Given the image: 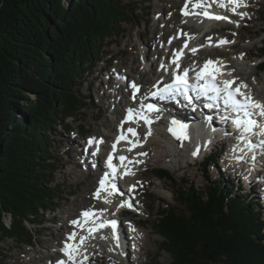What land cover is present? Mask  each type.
Instances as JSON below:
<instances>
[{
	"label": "trees",
	"instance_id": "1",
	"mask_svg": "<svg viewBox=\"0 0 264 264\" xmlns=\"http://www.w3.org/2000/svg\"><path fill=\"white\" fill-rule=\"evenodd\" d=\"M128 19L123 0H0V241L33 239L24 223L57 195L49 182L55 127L75 115L86 64ZM208 160L218 168L216 156ZM233 187L214 181L173 192L175 205L155 224L170 264H264L262 213Z\"/></svg>",
	"mask_w": 264,
	"mask_h": 264
},
{
	"label": "rangeland",
	"instance_id": "2",
	"mask_svg": "<svg viewBox=\"0 0 264 264\" xmlns=\"http://www.w3.org/2000/svg\"><path fill=\"white\" fill-rule=\"evenodd\" d=\"M123 1L129 10L128 21L121 24L118 33L104 40L92 63L86 64V70L83 71L79 81L80 84L74 87L79 98V108L74 116L68 117L64 122L60 120L58 126L55 127L57 128L53 139L55 165L50 168L49 176L52 179L49 181L50 185L57 188V195L52 198L53 204L45 210L40 209L33 222L27 220L24 223L26 228L32 231L33 239L30 243L14 238H3L0 241V264H49L53 259L58 258V252L68 237L72 219L85 208L97 204L93 196L99 175L96 170L86 167L88 163L84 160L85 152L81 147V142L84 143L88 136H104L108 139L107 146L109 147L122 126L127 102H130L133 92V89L129 87L121 90L120 83L122 82H119L118 75H128L129 82L134 79L137 83L144 85L145 91L150 92L156 83L154 80L158 76L155 73L158 71L160 58H162H158V51L161 49L167 56L169 49L167 47L164 49V41L173 43L176 40L175 36L181 34L178 32V25H182L180 21H183V18L180 14L183 12L182 4L185 0ZM247 16V21H244L246 19L243 16L242 21H235L238 29L241 25H245V29L238 30L236 27H228L224 30L222 23L217 25L219 29L213 30L212 34L217 38L228 36L232 39V47H227L222 52H214L213 58L220 55L224 60L233 62L234 66L231 67L230 72H235L240 81H249L246 87L248 90L264 96V71H261L258 65L264 59L260 56L264 45V3L261 0L256 2L254 11L248 12L245 17ZM206 27L209 28L207 25L202 26V28ZM182 28L186 31V28L183 26ZM202 28L197 32L201 31L199 35L203 38L205 29L201 30ZM188 30L192 29L188 28ZM208 40L209 38H204V41ZM183 41L184 35L180 41L174 43L177 45L170 53L171 58ZM249 49L251 55L247 53ZM205 55L207 56L203 51V58ZM151 66L154 70L149 72L147 69ZM146 134L143 132L142 136L147 138ZM161 134L153 133V138H150L151 142L147 141L149 142L148 149H150L148 151L155 153L158 149L153 141L159 140L167 146L169 153L174 155V148L172 149L168 144L167 137ZM227 147L226 145V150ZM224 148L225 146L222 149ZM212 150L214 148H209L206 154L211 155ZM142 152H138L134 157L136 159L144 156L147 158V155ZM182 152L185 155L177 159L169 156L161 161H144L145 165L138 166L140 169L136 170L134 178L131 179L138 181L141 192L145 193L142 196L139 194V197L136 196L137 194L130 195L138 207L131 209L136 210L137 214L132 216L125 213V218H122L120 222L123 224L120 225L124 227V234L128 236L127 232H130L131 228L139 230L134 234L132 243H135L136 248L132 247L133 252L126 255L123 260L121 256L113 252L116 261L109 262L107 257L109 253L103 256L96 252L95 248L94 258L89 260L88 264H170L173 260L172 254L161 247L165 238L158 234L155 224L158 213L163 207L168 204L175 205L173 192H179L183 186L199 187L205 190L214 181H222L224 184L227 182L234 184L233 189L238 194L248 193L243 179L239 177L240 168L238 170L234 166L228 174L223 173V161L221 160L224 158L223 152L219 155L214 153L219 168L212 162L206 161L205 164L207 158H203L205 156H201L200 161H194L190 158L192 153H188L187 149ZM159 168L167 169L172 177L166 176L160 179L155 171ZM248 200L253 201L252 206L258 213H262L264 220V207L259 206L258 201L252 196ZM118 203L116 202L117 205ZM101 207H106V203ZM4 220L5 224L9 225L12 222V216L6 214ZM129 220H136L141 225L134 227L135 224H130L132 225L130 227ZM148 236L152 241L146 245L147 248H138L139 240H141L140 243L144 242ZM148 249L150 254L146 253Z\"/></svg>",
	"mask_w": 264,
	"mask_h": 264
},
{
	"label": "snow or ice",
	"instance_id": "3",
	"mask_svg": "<svg viewBox=\"0 0 264 264\" xmlns=\"http://www.w3.org/2000/svg\"><path fill=\"white\" fill-rule=\"evenodd\" d=\"M234 5V7H231L230 10L234 14L244 16L247 15L246 13L238 12L237 9L240 7H246L247 5L244 3V0H227V2H219L217 3V0H186L185 7L183 9V14L185 16L188 15H194L197 18L199 17H205L208 19H214V20H228L229 18L227 16H220L215 15L208 11L214 4L221 8H227L228 4ZM189 4L192 5L193 9L200 10L203 9V11H190L189 10ZM231 22V21H229ZM210 39V38H209ZM227 41H220V43H226ZM185 47H187V44H185ZM193 52L196 51V49H192ZM182 55V53L177 54L176 60L173 61V63L178 65V59L179 56ZM213 61H208L205 64V68L201 69L200 72L196 74V82L195 83H189L188 80V71L184 70L182 74H177L175 79L168 84H164L163 87H157L154 85V87L157 88L156 91H151L146 95H150L153 97H158L161 100H177L178 97H183L184 100L188 101L189 104H192L193 100H199L201 97H206L208 101H210L206 106L209 108L212 107H218L222 101V104L224 106L225 111L229 112V115L222 116L221 119L229 120L232 118V122L235 125V127L240 130V136L239 139L246 142V147L249 152L253 151L256 147L264 148V123H262L257 117H264V103L256 102L254 101L250 96L245 95L242 91V88H246V84H241L237 86L236 88H233L231 85L234 83V81H224L223 84L219 83L216 79L215 74L212 71H207L208 65L213 64ZM202 82V83H201ZM130 87L133 89L132 98L136 99V93L140 91V88L135 82H132ZM190 93H195V95H190ZM177 102H179L177 100ZM144 105L141 104L140 111H137L136 109H128L129 119L133 117V113H136L137 115H143V109ZM147 109L149 112L152 111H158L155 104H148ZM231 114H235L234 118ZM144 119L147 120V116H143ZM210 119V117L208 118ZM149 124H151V120H147ZM171 124L173 126H177L179 130H175L173 127H170L168 130L177 138V139H184L186 137V130L187 125L182 124L177 120H172ZM128 132H131L133 134L134 130L129 128ZM150 134V133H149ZM253 135H259L262 137L258 141V143H253L251 137ZM123 138V137H122ZM102 143V141H99ZM89 144L97 143L95 138H91L88 142ZM243 151V150H241ZM197 153H193V155H196ZM119 159L123 162L125 160V157H119ZM237 159H244L243 156L237 157ZM253 160H255V156L252 157ZM108 167L111 169V172H106L104 175V178L100 181V188L97 190L96 196L99 197L101 190H108V194L111 196L113 194H118V189L116 188L114 183H109L108 188L106 189V182H109L110 177L114 178L116 176V166L112 163V156L108 157ZM110 189V190H109ZM106 203H111L110 200H106ZM121 207L128 206L132 207L131 203H121ZM103 210H101L102 212ZM85 218L92 216L94 218V213H90L88 211L84 212L82 214ZM74 225H78L79 227H84V224H81L80 221L74 220L72 221ZM85 224L93 223V221L85 220ZM117 227V221L116 220H104L102 222H99L93 227H89L86 230L88 232H96L99 231V229L102 228H110L113 232V238L116 239L117 246L119 245V238L115 235V230ZM135 230V229H134ZM77 234L75 232L69 234V240H73ZM91 238V237H87ZM107 238V237H105ZM86 237L81 236L80 237V245H82L85 242ZM77 244L69 245L67 242L65 243V247L62 249V251L68 256L69 261L72 262V264H82V262H78L75 260V256L78 255V252L76 251L77 248L80 246ZM135 247V245H133ZM84 259H87V257H84ZM57 264H65L64 261H58Z\"/></svg>",
	"mask_w": 264,
	"mask_h": 264
},
{
	"label": "bare ground",
	"instance_id": "4",
	"mask_svg": "<svg viewBox=\"0 0 264 264\" xmlns=\"http://www.w3.org/2000/svg\"><path fill=\"white\" fill-rule=\"evenodd\" d=\"M259 0H244V3L247 5V7H240V8H238L237 9V11L238 12H242V13H248V12H253L254 11V5H255V3L256 2H258ZM261 2H263L264 3V0H261ZM231 7H234V5H232V6H229V7H227L226 8V10H225V12L223 13L222 12V15H225V16H227L229 19H231L233 22H235V21H237V22H239V21H242V19H241V17L242 16H240V15H237V14H234L233 12H231L230 10H228V9H230ZM190 11H194V9H190ZM248 17V16H247ZM247 17L246 18H244V19H246V20H244V21H247ZM254 18V17H253ZM185 23H184V25H183V27L184 28H186V32H185V35L187 34V33H190V34H192V40H193V43H195V45L196 46H198V45H202V44H205V43H207V42H204V40L203 39H200L199 37V35L198 34H196V32H197V30L199 29V28H202V26L203 25H207V26H209L210 27V25H212V24H215V23H213V20H210V21H208V20H205L202 16L201 17H199V18H197L196 16H194V15H188V16H186L185 18ZM219 23V22H218ZM245 25H241L240 27H239V29L238 30H241V29H245ZM188 28H191L192 30H188ZM248 28V27H247ZM246 28V29H247ZM181 29V28H180ZM202 29H204V28H202ZM182 30H183V28H182ZM183 31H185V30H183ZM213 38V37H212ZM220 39H223V37H221ZM218 38L217 39H209V41H214V44H216L217 42H218ZM184 41H186V39L184 40ZM174 42V41H173ZM197 42H200V43H197ZM197 43V44H196ZM173 46H175L174 45V43H172V44H170V47H173ZM232 47V46H231ZM234 47V46H233ZM217 50H220V47H218L217 45H215V46H213V47H211V48H208L207 50H205L204 51V54H207V56L206 57H204L203 58V51L202 52H199V53H197L196 54V57H195V59H198V61H199V63L201 64V61L203 62V61H205V60H207V59H214V60H219V62L221 63V67H222V69L224 70V74H229L228 73V71L231 69V67L232 66H234V63L233 62H231V64H230V66L229 67H226V65L225 64H227L228 62L227 61H225V60H221V59H219L220 57V55L218 56V57H214L213 58V55H214V52L215 51H217ZM178 53H181L180 51L178 52ZM177 53V54H178ZM226 53V52H225ZM247 53L248 54H250L251 52H250V49H249V51H247ZM177 54H176V56H177ZM251 55V54H250ZM175 56V57H176ZM203 58V59H202ZM230 61V60H229ZM182 64L185 66V67H189L190 66V64L186 61V60H183L182 61ZM163 65H164V68H165V70L168 68V66H167V62H164L163 63ZM240 69V68H239ZM169 72V73H168ZM170 71H167L166 72V77L168 76V75H170ZM127 74V73H126ZM146 75V74H145ZM162 75V74H161ZM160 75V76H161ZM231 77H238L237 75H236V73L235 72H232V74H229ZM128 76V75H127ZM126 76V77H127ZM163 76V75H162ZM145 78V77H144ZM134 80H132V82H133ZM240 82V81H239ZM242 82H244V84H246L245 82H249V81H242ZM262 97H264V96H262ZM261 97V98H262ZM166 108L168 109L167 111H169L170 113H171V115H172V117H176L177 119H180V120H182L183 122H184V124H186L187 125V128H189L190 130H191V134H194L195 133V131H193L192 129H193V120L190 118V116L188 115L189 113H187L184 109H179V108H177L176 109V107H171L170 108V106L168 105V104H166ZM216 115L217 114H214L213 116L216 118ZM198 121L202 124V127L201 128H199V131L203 134V133H207V134H210V133H212V132H215L216 130L215 129H212V130H208V127L206 126V121H205V118H203V117H199L198 118ZM211 123H215V125L217 126L218 125V123L215 121V120H212V122ZM224 125V124H223ZM151 133H158V134H161V131L159 130V131H157V130H152V132ZM117 135H119L118 133L116 134V136ZM162 135V134H161ZM213 135V134H212ZM115 136V137H116ZM207 136V135H206ZM214 137V136H213ZM237 138H239V137H237ZM208 140H209V138H207ZM222 139V138H221ZM223 141H224V139H222ZM151 142V141H150ZM214 143V142H213ZM212 143V144H213ZM224 143V142H223ZM152 144V143H151ZM153 144L157 147V151L155 152V153H153V152H149L148 150H150V149H148V147L149 146H145L144 147V149H143V151L144 152H146V153H149V155H147L148 157V161H161L164 157L166 158V157H169V156H173L175 159H177V157H182V156H184L185 155V153H183L182 151L183 150H186V146H184V145H182V144H176V145H174V150H175V152H174V155H171V153H169V150H168V148H167V146L166 145H163L159 140H156V141H153ZM226 145H227V143L226 144H222V146H225V148H224V150H226ZM228 146V145H227ZM107 147V146H106ZM218 148V147H217ZM228 148V147H227ZM233 148H238V146L236 145L235 147H233ZM123 150H127V148H125V147H123L122 148ZM248 150V149H247ZM198 150H195L194 152H197ZM254 151V150H253ZM189 153V152H188ZM252 153H254V152H252ZM252 153L251 152H249V153H247V152H245V154H244V159H237V157H240L241 155H243L242 153L240 154V155H237V156H235V157H232L231 159H232V161H235L236 163H238L239 165L238 166H236V168L239 170V168H240V166H241V164H242V162H244V163H246V165H252L251 164V162H252ZM193 157H196V156H194L193 154L191 155V157L190 158H193ZM259 156H257L256 157V159L258 158ZM260 158V157H259ZM144 159H146V158H144ZM138 161H141V159H138ZM134 162V159L133 158H131V159H129V161H128V163L129 164H131L132 166H133V168L135 169V165H139V162ZM96 163H97V165H99V166H101L102 165V163L101 162H99V161H96ZM241 163V164H240ZM222 164H224V163H222ZM142 165H145V164H142ZM219 168V167H218ZM134 169H133V173H134ZM227 170H229V168L227 169ZM228 172L229 171H224L223 173L226 175V174H228ZM221 174V173H220ZM186 175V174H185ZM245 177H246V175H245ZM132 179V178H131ZM136 184H134V189L135 188H137L136 186H135ZM163 186H165L164 184H162ZM249 190H251V193H252V197L253 198H255L258 202V204H259V206H262V207H264V195H260L259 194V192L256 190V189H254V188H252V187H247ZM246 188V189H247ZM244 190V189H243ZM142 190L138 187V189L137 190H132L131 191V193H138V195L140 194L141 196L142 195H145V193L144 192H141ZM260 192H262V191H260ZM258 194V195H257ZM117 196H119L120 197V203H121V201L122 200H125L126 199V197H129V195L128 196H126V193H124V192H122V193H120L119 195H117ZM100 199H102L103 201H106V200H110L111 201V203H106V208H102L104 211L103 212H106L109 208H112L111 206H113V208H115V209H112V211L114 212H116V213H118L120 210H121V207H120V204L119 205H115L116 203L115 202H117L116 201V198H115V196H113V195H109L108 194V191H106V192H104L103 193V197H101ZM131 204H132V206L133 207H136V205H135V202L134 201H132L131 202ZM146 207V206H145ZM148 209V208H147ZM133 216V215H132ZM107 220H111V219H107ZM144 221H142V223H143ZM131 224L133 225V224H135V226L134 227H136V226H140L141 225V223L140 222H138V221H136V220H134V221H132L131 222ZM69 226V225H68ZM84 228V227H83ZM123 231V229H122V227H121V225L119 226V230H118V232H117V236H118V238H119V245L117 246V243H113V241L112 240H114L112 237H113V232H112V230L110 229V228H102V229H99V231H98V234L97 235H91L87 230H86V228H84L83 229V231H82V233L80 234V237L81 236H85L86 237V239H85V242L82 244V245H80V238L78 239V241H77V245H80L78 248H77V252H78V255H76L75 256V260L76 261H80V262H82V264H88V262L87 261H85V259H84V257H87V259L89 258L90 260L91 259H93L94 258V254H95V248H96V252H99V253H101V254H103V256L104 255H106V254H108L109 253V255L107 256L108 257V259H109V262H111L112 260L115 262L116 261V258H115V256H114V253H116V254H118L119 256H121L122 257V260L123 259H125V256L126 255H128V254H130L132 251H133V248H136V245H135V243H132L133 241H134V234H135V232H138L139 230H138V228L137 229H135V231L134 232H132L131 233V236L132 237H126L125 235H124V233L122 232ZM61 236V235H60ZM87 237H91L90 239L89 238H87ZM105 237H107V238H105ZM146 239V238H145ZM140 241L141 240H139V245H138V248H140V249H142V248H147V244H149V243H151V241H152V239L150 238V236H148V238L146 239V241H144V242H141L140 243ZM67 242V241H66ZM94 244H96V245H94ZM132 244L133 245H135V247H133L132 246ZM101 248H100V247ZM131 247L130 249V251H129V247ZM133 247V248H132ZM114 252V253H113ZM94 253V254H93ZM146 253L147 254H150V250L148 249V250H146ZM53 256H55L54 254H53Z\"/></svg>",
	"mask_w": 264,
	"mask_h": 264
}]
</instances>
